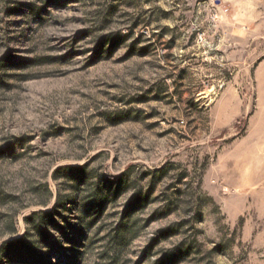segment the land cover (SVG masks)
<instances>
[{"label":"rangeland","instance_id":"obj_1","mask_svg":"<svg viewBox=\"0 0 264 264\" xmlns=\"http://www.w3.org/2000/svg\"><path fill=\"white\" fill-rule=\"evenodd\" d=\"M12 241L2 264H264V0H0Z\"/></svg>","mask_w":264,"mask_h":264},{"label":"trees","instance_id":"obj_2","mask_svg":"<svg viewBox=\"0 0 264 264\" xmlns=\"http://www.w3.org/2000/svg\"><path fill=\"white\" fill-rule=\"evenodd\" d=\"M19 243L18 241H12L7 243L6 245L2 246L0 248V256L5 252V257L9 259V263H12V261L15 258L20 259L21 263L26 259L25 251L31 255V250L29 248H22L20 249L21 245H19V248H16L15 244ZM6 250V251H5ZM24 251V254H23ZM0 264H2V259L0 257Z\"/></svg>","mask_w":264,"mask_h":264}]
</instances>
